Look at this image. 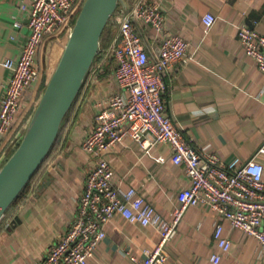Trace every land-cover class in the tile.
Here are the masks:
<instances>
[{
	"label": "crops",
	"instance_id": "1",
	"mask_svg": "<svg viewBox=\"0 0 264 264\" xmlns=\"http://www.w3.org/2000/svg\"><path fill=\"white\" fill-rule=\"evenodd\" d=\"M165 9L164 29L180 34L188 43L192 59L180 62L167 74V111L185 135L202 152L213 153L221 161H245L264 144V77L242 49L236 33L238 24L255 27L264 34V0H156ZM20 0H0V98L9 71L3 60L16 57L29 28ZM210 12L216 19L204 31L202 16ZM20 22L18 28L13 26ZM148 50L158 41L149 25H140ZM46 39V38H45ZM45 41L38 50L41 67ZM110 70L87 75L54 151L46 161L40 185L26 192L0 225V264H37L48 248L66 231L75 211L84 176L93 166V157L81 147L82 138L93 125L95 102L104 98L111 86ZM106 72V73H105ZM2 138L0 137V150ZM0 152V165L6 152ZM170 147L159 143L144 153L130 138L113 146L111 165L122 187L134 186L166 219L177 204L178 190L188 183L183 167L170 160ZM159 154L163 162L155 159ZM255 161L263 166L264 153ZM222 223L223 235L231 240L229 251L217 264H264V251L257 240L200 207L189 208L178 227L177 236L167 243L165 264H214L213 231ZM105 237L87 264H138L145 249L158 239L157 230L132 222L115 213L104 225ZM135 256L136 261L131 260Z\"/></svg>",
	"mask_w": 264,
	"mask_h": 264
},
{
	"label": "built area",
	"instance_id": "2",
	"mask_svg": "<svg viewBox=\"0 0 264 264\" xmlns=\"http://www.w3.org/2000/svg\"><path fill=\"white\" fill-rule=\"evenodd\" d=\"M82 3L83 0H20L29 33L19 54L2 62L9 73L0 98V137L2 145L7 143L10 148L8 155L29 121L23 123L33 101H25L24 92L33 90L36 94L41 82V67L36 64L38 50L48 36L63 30L69 33ZM165 9L156 0H124L112 13L109 21L117 26V35L110 46L99 47L104 57L108 55L112 60L111 86L106 96L95 102L93 125L81 141L82 149L93 157L94 163L84 176L66 231L37 264H87L105 237L104 225L115 213L152 226L159 234L153 247L144 250L138 264H165L166 245L177 236L179 223L191 207L206 209L232 228L253 236L264 251L263 166L254 159L257 153H264V144L245 161L233 158L224 162L216 154L199 150L171 118L165 99L167 74L180 62L192 59V54L180 34L165 31ZM215 19L210 12L202 16L205 32ZM140 25L154 30L156 50H148ZM13 26L18 28L20 22L15 21ZM236 33L243 52L264 77V34L244 23L236 26ZM101 65L92 64L90 77L102 70ZM125 138L138 144L144 153L166 143L171 162L183 167L188 183L178 190L170 219L164 218L134 186L122 187L110 156L113 146ZM155 159L164 161L159 154ZM35 183L36 179L28 192ZM6 216L5 213L0 217V225H8ZM213 238L216 248L209 259L217 264L231 246V240L223 235L222 223L215 224ZM125 253L136 261L135 256Z\"/></svg>",
	"mask_w": 264,
	"mask_h": 264
},
{
	"label": "water",
	"instance_id": "3",
	"mask_svg": "<svg viewBox=\"0 0 264 264\" xmlns=\"http://www.w3.org/2000/svg\"><path fill=\"white\" fill-rule=\"evenodd\" d=\"M122 3L124 0L83 1L22 138L0 165V217L51 149L99 51L104 28L117 5Z\"/></svg>",
	"mask_w": 264,
	"mask_h": 264
},
{
	"label": "trees",
	"instance_id": "4",
	"mask_svg": "<svg viewBox=\"0 0 264 264\" xmlns=\"http://www.w3.org/2000/svg\"><path fill=\"white\" fill-rule=\"evenodd\" d=\"M84 1V0H83ZM135 0H126L127 3H132ZM114 32H115V28L114 25L109 21L107 23V25L104 28V31L102 33L101 36V43H100V48H106L113 40L114 38ZM68 30H63L60 33L56 34V35H52V36H48L45 40V50H44V54H43V59H42V65H41V71H42V77H41V82L40 85L38 87V90L36 92V94L33 93V90H26L24 92L23 95V99L25 101H33L29 110L26 113V116L24 118L23 123L27 120H29L30 115L32 114L38 99L41 95V92L46 84V82L48 81L50 75L52 74L58 60L59 57L63 51V48L66 44L67 38H68ZM104 57L103 52L101 50H99V52L97 53V55L94 58L93 64L100 61L102 58ZM106 60V59H105ZM102 63L101 68L103 71L108 72L109 69L112 66V60H106ZM105 72V73H106ZM100 76V74H99ZM87 77V76H86ZM86 80V78H85ZM85 80L81 86V89L79 91V93L81 92L83 85L85 83ZM78 93V95H79ZM78 95L76 96L75 100L77 99ZM75 100L72 104V106L70 107L69 111L67 112L65 118L63 119L58 135L51 147V149L49 150L47 156L45 157V159L42 161V163L39 165V167L37 168V170L34 172V174L32 175V177L28 180V182L24 185V187L22 188V190L20 191V193L18 194V196L15 198V200L12 202V204L10 206H12L16 201H18V199H20L26 192L29 191L31 184L33 183V181L36 179V183L34 188L32 189V191H35V189L40 185L41 183V179H43L44 174L47 171V167H43L44 163L48 160V158L50 157V155L52 154V152L54 151V148L56 147V144L59 140L60 134L62 132L63 129V124L66 121V119L69 117L73 105L75 103ZM25 131V130H24ZM9 146L6 143V145H2V148L0 150V152H2L3 150H5L6 155H8V153L10 152L9 150ZM42 167V169H41ZM31 191V192H32Z\"/></svg>",
	"mask_w": 264,
	"mask_h": 264
},
{
	"label": "rangeland",
	"instance_id": "5",
	"mask_svg": "<svg viewBox=\"0 0 264 264\" xmlns=\"http://www.w3.org/2000/svg\"><path fill=\"white\" fill-rule=\"evenodd\" d=\"M114 28H115V32H114V37H115V36L117 35V26H114ZM110 44H111V43H110ZM110 44H109L108 46H110ZM105 59H106V60H111L110 57L107 55V56L103 57L100 61H98V62H96V63H94V64H98V63L101 64V63L104 62ZM106 60H105V61H106ZM99 74H100V73H99ZM99 74H98V75H99ZM45 164H46V162L44 163L43 167H45ZM41 169H42V167H41ZM17 202H18V201H16L12 206H10V207L7 209V212H6L7 216H6V217H8L9 213L11 212V210L15 209Z\"/></svg>",
	"mask_w": 264,
	"mask_h": 264
}]
</instances>
